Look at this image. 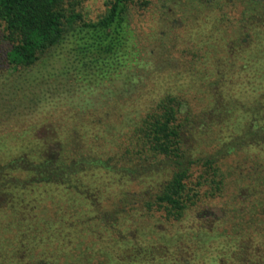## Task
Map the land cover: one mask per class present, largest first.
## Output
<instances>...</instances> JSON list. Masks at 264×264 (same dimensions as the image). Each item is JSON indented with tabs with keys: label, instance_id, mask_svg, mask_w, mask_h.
Instances as JSON below:
<instances>
[{
	"label": "trees",
	"instance_id": "obj_1",
	"mask_svg": "<svg viewBox=\"0 0 264 264\" xmlns=\"http://www.w3.org/2000/svg\"><path fill=\"white\" fill-rule=\"evenodd\" d=\"M86 2L0 0V264H264V0Z\"/></svg>",
	"mask_w": 264,
	"mask_h": 264
},
{
	"label": "rangeland",
	"instance_id": "obj_2",
	"mask_svg": "<svg viewBox=\"0 0 264 264\" xmlns=\"http://www.w3.org/2000/svg\"><path fill=\"white\" fill-rule=\"evenodd\" d=\"M105 0H87L86 5L89 7L91 11L98 12L102 9L103 3ZM162 4L154 3L151 7L146 9H140L139 7L135 8V22L138 26V30L142 34V39L144 40V43L146 45H155L160 44L161 42H164L166 44V52H167V60L168 61H174V48L170 44L171 36L168 34L170 32V28L174 27L175 21L176 24L179 26L182 23L181 18H178L173 14V11L170 10V4H167L165 9H162ZM223 37H229L228 33H222L220 32ZM231 35V32H230ZM162 38V39H161ZM228 39V38H226ZM150 49V48H149ZM160 61V60H159ZM152 63L153 67H157V63ZM72 79V78H70ZM112 86L111 83L106 82L104 86H100L99 88H79L78 91H76V96L74 97L73 102L70 101V106L76 107V106H86L88 104H91L93 100L96 98L104 97L106 98H113L117 99L118 95H110V93L106 90L107 88H114L118 87V85L121 84V81H115ZM67 94H74V93H67ZM95 95V96H94ZM110 95V96H109ZM94 96V97H93Z\"/></svg>",
	"mask_w": 264,
	"mask_h": 264
}]
</instances>
